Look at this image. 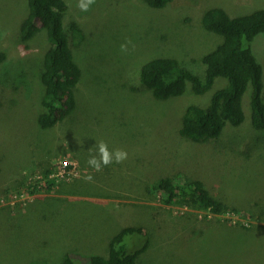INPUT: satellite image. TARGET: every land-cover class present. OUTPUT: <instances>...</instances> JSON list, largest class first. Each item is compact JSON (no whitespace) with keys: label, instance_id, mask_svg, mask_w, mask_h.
<instances>
[{"label":"rangeland","instance_id":"1","mask_svg":"<svg viewBox=\"0 0 264 264\" xmlns=\"http://www.w3.org/2000/svg\"><path fill=\"white\" fill-rule=\"evenodd\" d=\"M65 1L63 27L81 75L73 108L41 129L47 36L39 30L22 42L27 0H0V50L7 51L0 63V264H57L66 252L88 264L93 254L107 255V242L124 226L135 230L130 250L146 247L136 264H264V125L251 123L250 85L244 121L193 143L178 132L182 113L189 104L205 107L211 94L188 86L159 100L140 81L141 66L161 56L204 74L201 57L223 40L203 28L204 13L219 7L236 17L264 8V0H171L160 8L96 0L87 12ZM250 48L262 65L264 100V33ZM225 84L217 77L211 89ZM101 140L128 158L94 171L87 160ZM69 158L75 169L60 168ZM89 173L91 182L83 179ZM180 173L201 180L226 209L166 204L154 185Z\"/></svg>","mask_w":264,"mask_h":264},{"label":"trees","instance_id":"2","mask_svg":"<svg viewBox=\"0 0 264 264\" xmlns=\"http://www.w3.org/2000/svg\"><path fill=\"white\" fill-rule=\"evenodd\" d=\"M144 1L151 7L160 8L171 0ZM27 4L28 13L20 23L18 38L26 42L39 30H44L49 43L43 52L40 80L44 92L42 110L37 116L39 127L45 129L73 108L74 89L81 70L74 61L69 35L63 27L66 1L27 0ZM202 25L205 30L223 37L220 44L201 57L204 74H195L169 56L152 58L140 68L141 83L151 90L156 99L167 100L181 95L188 86L196 95L211 94L205 107L189 104L182 113L178 132L193 143L215 139L227 124L237 126L244 121L246 114L242 96L248 85L251 87L248 102L251 123L253 126L264 125L263 70L250 48L255 36L264 33V8L236 17H230L222 8H213L204 13ZM69 26L71 37L79 39L82 33L77 22L71 21ZM6 56L7 51L0 50V63L5 61ZM217 77H223L226 84L211 89ZM53 183L52 180L47 181V187L50 188ZM154 188L162 190V199L166 204L209 208L218 213L227 207L209 194L201 180H193L182 173L176 181L169 177L160 178ZM132 228L126 226L113 234L107 242V255L93 254L88 257V264H136V256L146 247L133 251L129 249L135 233ZM76 259V254L66 252L57 264L86 263H77Z\"/></svg>","mask_w":264,"mask_h":264},{"label":"clouds","instance_id":"3","mask_svg":"<svg viewBox=\"0 0 264 264\" xmlns=\"http://www.w3.org/2000/svg\"><path fill=\"white\" fill-rule=\"evenodd\" d=\"M95 3L96 0H77L76 7L82 12H87L90 10L91 6L94 5ZM129 43L131 42L128 41L127 43L120 45V49L122 52H126L128 50ZM127 158H128V153L126 150L121 148H113L110 150L108 144L101 140L96 145V154H92L89 156L87 160V164L94 171L99 172L102 170L103 167H106L112 163H117V164L123 163ZM73 160H74L73 158H69L67 165L63 166L62 169H75L76 163ZM83 179L87 182H91L94 178L92 174L89 173L85 175Z\"/></svg>","mask_w":264,"mask_h":264},{"label":"built area","instance_id":"4","mask_svg":"<svg viewBox=\"0 0 264 264\" xmlns=\"http://www.w3.org/2000/svg\"><path fill=\"white\" fill-rule=\"evenodd\" d=\"M67 162H68V160H64V161L61 163L62 165H60V167L63 168V166H66V165H67Z\"/></svg>","mask_w":264,"mask_h":264},{"label":"crops","instance_id":"5","mask_svg":"<svg viewBox=\"0 0 264 264\" xmlns=\"http://www.w3.org/2000/svg\"><path fill=\"white\" fill-rule=\"evenodd\" d=\"M74 159V158H73ZM75 160V159H74ZM76 163L78 162V161H75ZM78 164V163H77ZM78 174H79V171L77 172ZM74 179H72L71 181H73Z\"/></svg>","mask_w":264,"mask_h":264}]
</instances>
